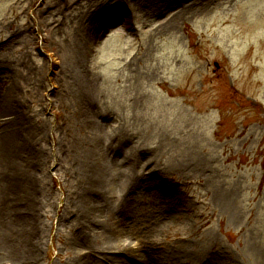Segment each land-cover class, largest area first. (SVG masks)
I'll list each match as a JSON object with an SVG mask.
<instances>
[{"label": "rangeland", "instance_id": "1", "mask_svg": "<svg viewBox=\"0 0 264 264\" xmlns=\"http://www.w3.org/2000/svg\"><path fill=\"white\" fill-rule=\"evenodd\" d=\"M1 122L26 144L38 264L87 253L91 156L123 249L89 264H264V0H0Z\"/></svg>", "mask_w": 264, "mask_h": 264}, {"label": "bare ground", "instance_id": "2", "mask_svg": "<svg viewBox=\"0 0 264 264\" xmlns=\"http://www.w3.org/2000/svg\"><path fill=\"white\" fill-rule=\"evenodd\" d=\"M2 113L4 114L5 110ZM15 116L16 114H14V118ZM1 123L0 126L3 127V131L0 133V154H3L4 150L7 151L8 145L10 148L9 160L12 167L11 190L14 191L13 195H17L19 194L20 187H24L27 184L29 193L26 197L24 207L17 211L20 214L18 215L19 217L13 216V210H11L8 202H4L0 208V264H6L5 261H8L10 264H38V233L33 214V202L30 200V197L32 198L36 193L34 177L31 174L23 173L20 169L19 162V158H22L21 153L26 148V144L22 143L19 138L21 129L18 126L15 128V124L7 125L6 122ZM17 124L21 125L20 122ZM90 159L93 161L92 164L96 163L97 165L93 166V171H90L92 173L88 175L91 183L80 208V219L78 223L79 236L82 239L78 245L85 246L87 253L84 257L78 258L73 264H89V260L94 256L93 253L96 252L104 255V258L112 262L115 257H110L108 254L112 251L119 253L123 249L120 243V233L113 229H107L103 221L97 220L107 209V205L100 199V195L96 194L98 186L102 183L99 180V176L102 179L105 175V161L103 160V156H98V158L91 156ZM29 200L30 203L27 204ZM10 213H12V219L8 222V218H11ZM94 232L100 234L102 237V242L96 249L92 248L90 244L91 236ZM133 263L157 264L147 261V259L142 260L141 256L140 259L138 258Z\"/></svg>", "mask_w": 264, "mask_h": 264}]
</instances>
